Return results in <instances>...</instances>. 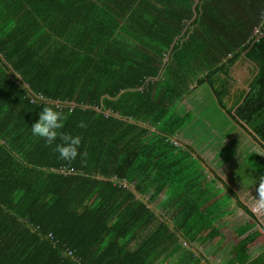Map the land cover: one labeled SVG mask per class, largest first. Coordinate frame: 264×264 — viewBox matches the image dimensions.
<instances>
[{"label":"trees","instance_id":"trees-1","mask_svg":"<svg viewBox=\"0 0 264 264\" xmlns=\"http://www.w3.org/2000/svg\"><path fill=\"white\" fill-rule=\"evenodd\" d=\"M45 106L82 137L71 162L32 133ZM210 125L264 152V0H0V264H264V223L187 144Z\"/></svg>","mask_w":264,"mask_h":264},{"label":"crops","instance_id":"crops-1","mask_svg":"<svg viewBox=\"0 0 264 264\" xmlns=\"http://www.w3.org/2000/svg\"><path fill=\"white\" fill-rule=\"evenodd\" d=\"M240 64H244V66L246 67V69L243 70V76H244V80L245 79H248L249 78V68L250 66L246 64V62H242ZM237 66V65H236ZM235 66V67H236ZM234 69L232 70V74H235L236 71L239 69ZM241 69V68H240ZM233 82H236L235 79H233ZM238 85V83H236ZM240 87H243V86H240ZM204 92V90H203ZM199 93H202V92H199ZM197 93V94H199ZM205 93V92H204ZM189 97H187L181 104H180V108L179 109H182L183 110V114H186L188 112H193L194 109L193 107L191 106L190 103H188L189 101ZM210 129H212L213 133H216L218 132V138L217 139H213V137L211 136V134L208 136V137H203L201 140H198L197 144H202L204 146V149L202 151H198L196 149V151L198 152V154L201 156L202 160H203V165H204V170H205V173H209V171H212L213 173L217 174L222 180L223 178L219 175V172H222L224 173V176L228 179V182L224 181L225 183H227L229 186H231L233 189L236 190L237 193H240V196L241 197H244L248 200L249 196L251 198H253L254 200V203H255V196H257V193H256V188H253V189H250V190H246V189H241V185L238 184V183H233L231 180L234 179L235 177V171H236V167H234V164L239 160L241 159V161L245 164H247V159H248V152L246 154H244L243 157H240L237 153L235 154L234 152H231V150L229 149V146H230V140L228 139H225L224 138V135L226 136H229L230 135V132H228V130L223 133L221 132L220 129H218L219 127L218 126H209ZM183 135L179 136V138L177 139L179 142L181 140H183L184 138L182 137ZM239 136H241V139L242 138H246L248 139L245 135L243 134H240ZM187 144L189 146H192L194 145L193 143H188ZM259 150L261 151V149L259 148ZM235 154L236 155V158L233 162L230 161V156ZM250 154H253V155H257L258 156V164L261 165L262 162H264V158H262L261 156H259L257 153L255 152H250ZM261 154L264 156V152L261 151ZM253 163L255 164V160H253ZM210 178V177H208ZM219 188H222V186H219ZM251 202V209L256 212V209L254 208V206ZM238 208L236 205H235V209ZM240 209V208H238ZM236 209V210H238ZM242 213H244V211L242 209H240ZM157 213H160V211H157ZM257 213V217L260 221V223H264V211H259V212H256ZM229 252L227 249H224L222 252H220L216 257H219V255H221L220 257V262H214V258L212 263L214 264H221L222 263V260L225 258H227Z\"/></svg>","mask_w":264,"mask_h":264},{"label":"clouds","instance_id":"clouds-1","mask_svg":"<svg viewBox=\"0 0 264 264\" xmlns=\"http://www.w3.org/2000/svg\"><path fill=\"white\" fill-rule=\"evenodd\" d=\"M65 119L67 117L62 112L55 110L52 106H45L39 113L38 122L32 125V133L43 139L48 146H51L59 139L61 143L56 144L54 151L59 153L60 159L71 162L79 155L78 149L81 145L82 137L79 135L72 136L69 133L59 131L63 129V120ZM77 126L79 128L87 127L83 121ZM256 193L254 207L258 212L264 211V175L258 178ZM259 224L261 225L260 221Z\"/></svg>","mask_w":264,"mask_h":264},{"label":"rangeland","instance_id":"rangeland-1","mask_svg":"<svg viewBox=\"0 0 264 264\" xmlns=\"http://www.w3.org/2000/svg\"><path fill=\"white\" fill-rule=\"evenodd\" d=\"M204 1H206V0H204ZM242 62V61H241ZM239 68V69H238ZM241 68V69H240ZM235 69H238L237 71H236V73L235 74H232V78L233 79H235V81H236V83H238V85L237 86H244V77H242L241 75H240V73L239 72H241V73H243V70L244 69H246V67L244 66V64H238L236 67H235ZM206 95L207 94H205V93H199L198 94V99H201V98H203L204 96L206 97ZM218 129H220V128H218ZM232 131H233V129H231V132H230V129L228 130V132H230V133H232ZM210 134H211V136L213 137V139H217L218 138V132H216V133H213V131H210ZM236 137L238 138V139H240V136L239 135H236ZM179 138V137H178ZM177 138V139H178ZM230 139V138H229ZM228 139V140H229ZM192 146H194L195 147V149H197L198 151H202L203 149H204V146L202 145V144H197V143H195L194 145H192ZM250 152H255V153H257L259 156H261L262 158H264V156L261 154V151L259 150V147H257L256 145H252L251 146V148H250ZM250 152H248V153H250ZM219 175L223 178V180L225 179L227 182H228V179L224 176V173H222V172H219ZM210 178H212V176H210ZM224 180V181H225ZM225 181V182H226ZM232 181V180H231ZM249 199L247 200L246 198H245V196L244 197H241V199H242V201H244L245 202V204L246 205H248L249 207H251V202H252V204H253V206H254V200H253V198H251L250 196L248 197ZM255 198H256V196H255ZM252 206V207H253ZM255 208V207H254ZM236 209H238V208H236ZM235 209V205L233 204V210L228 214V215H226L225 217H223L222 218V220L221 221H219L218 223H217V226H221V225H223V224H226L225 225V228L227 227V226H229V225H231L232 224V222H235V221H237V220H240V219H243V218H245V213H242L241 212V210L240 209H238V210H236ZM256 212H258V211H256ZM262 212V211H261ZM229 251V250H228ZM258 253V252H257ZM257 253L254 255V256H256L257 255ZM220 257H221V255H219V257H216L215 259H214V262H220ZM228 258H229V254H228V256H227V258H225V260L223 259L222 260V263L221 264H226V262H227V260H228Z\"/></svg>","mask_w":264,"mask_h":264},{"label":"built area","instance_id":"built-area-1","mask_svg":"<svg viewBox=\"0 0 264 264\" xmlns=\"http://www.w3.org/2000/svg\"><path fill=\"white\" fill-rule=\"evenodd\" d=\"M256 34H258V31H256ZM41 99V98H40ZM50 237L53 238L52 234H50Z\"/></svg>","mask_w":264,"mask_h":264},{"label":"flooded vegetation","instance_id":"flooded-vegetation-1","mask_svg":"<svg viewBox=\"0 0 264 264\" xmlns=\"http://www.w3.org/2000/svg\"><path fill=\"white\" fill-rule=\"evenodd\" d=\"M239 73H240V75H241L242 77H244L243 74H242L241 72H239ZM243 79H244V78H243Z\"/></svg>","mask_w":264,"mask_h":264},{"label":"water","instance_id":"water-1","mask_svg":"<svg viewBox=\"0 0 264 264\" xmlns=\"http://www.w3.org/2000/svg\"><path fill=\"white\" fill-rule=\"evenodd\" d=\"M247 65H249L247 62H246ZM250 66V65H249Z\"/></svg>","mask_w":264,"mask_h":264}]
</instances>
